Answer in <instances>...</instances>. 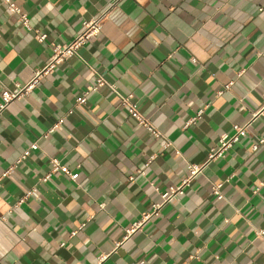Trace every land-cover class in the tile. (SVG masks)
<instances>
[{
    "label": "crops",
    "instance_id": "crops-1",
    "mask_svg": "<svg viewBox=\"0 0 264 264\" xmlns=\"http://www.w3.org/2000/svg\"><path fill=\"white\" fill-rule=\"evenodd\" d=\"M12 1L29 29L0 0V102L35 81L0 111V264H264V0ZM233 125L245 135L210 158Z\"/></svg>",
    "mask_w": 264,
    "mask_h": 264
},
{
    "label": "built area",
    "instance_id": "built-area-1",
    "mask_svg": "<svg viewBox=\"0 0 264 264\" xmlns=\"http://www.w3.org/2000/svg\"><path fill=\"white\" fill-rule=\"evenodd\" d=\"M2 1L6 4L9 12L11 14L17 15V17H18L19 21L22 23V25L26 29H29L27 14L22 13L20 11L19 6L16 5L12 0H2ZM103 17H104V13H101L98 15V17L83 21L82 22V28H81L80 32L78 33V35H76V37L72 41H70L68 44L62 45V46L55 45L53 48L52 61L50 64L57 62V61H60L65 56L74 53V51L76 50V48L79 45L83 44L89 38L96 36L100 32ZM45 36H46L45 33H39L38 35H36V38L38 41H42L45 38ZM34 81H35V78L30 83H28L27 85H24L21 89H18L15 92H10L7 90L3 91L1 93L2 101L0 102V111L4 107H6V105L9 103V101H11L12 99H14L18 96H21L22 94L28 93L31 90V88L33 87ZM103 84H105V81L101 77H97L95 80V84L87 87L86 90L82 93V95L77 98V103H83L85 101L86 95L88 94L89 91L95 90L98 86L103 85ZM231 84H232V82L230 81L224 87L228 88ZM120 105L126 109V112L130 116H132L139 125L145 127L152 134V136H154V137L160 136V132L158 130H156L139 113L136 106L129 101L128 96H120ZM200 112L201 111H198L195 116L191 117L188 120V123L194 122L196 120V118L200 115ZM233 130H234V132L231 135H223L219 139L218 149L215 153H212L211 155H209L210 158L213 155L222 152L227 147H230L232 145V143L237 142L241 137H243L245 135V132H246L245 126H239V125H233ZM263 142H264V137H261L257 143H254L252 145V147H251L252 150H256L258 145L262 144ZM166 146H167V143L163 144V147H166ZM26 154H27V151H24L22 153V155L20 156V160L25 158ZM200 170H201L200 165L189 164L187 167L188 173L180 181V183H178L177 185L169 186L164 192H162L160 194L161 201L158 203H153L151 205L152 206L151 212L144 215V217L141 221H137L135 223H132V225L127 230V232L128 233L132 232L135 229H137L138 227H140V225L142 224L143 221H145L151 215L157 213L158 209L160 208V206L164 202L170 200L171 198H173L175 196L182 194L185 186L188 185L191 178L194 177L197 173H199ZM50 171H52V172L60 171L61 173H63L67 177L71 178L72 180L76 179V177L78 175L77 172L71 171L68 167L61 165L56 159L50 160ZM4 175H5V173H4ZM130 179H132V177H130ZM218 188H219L218 184L213 185L211 187V192L217 198H221L222 195L219 192ZM30 193H31V190L26 191L24 194V197L28 196Z\"/></svg>",
    "mask_w": 264,
    "mask_h": 264
},
{
    "label": "clouds",
    "instance_id": "clouds-1",
    "mask_svg": "<svg viewBox=\"0 0 264 264\" xmlns=\"http://www.w3.org/2000/svg\"><path fill=\"white\" fill-rule=\"evenodd\" d=\"M51 7V6H50Z\"/></svg>",
    "mask_w": 264,
    "mask_h": 264
}]
</instances>
